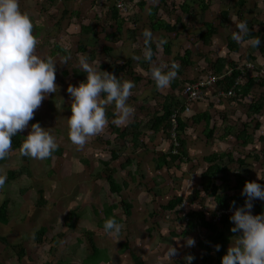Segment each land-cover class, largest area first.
Returning a JSON list of instances; mask_svg holds the SVG:
<instances>
[{"label":"rangeland","instance_id":"obj_1","mask_svg":"<svg viewBox=\"0 0 264 264\" xmlns=\"http://www.w3.org/2000/svg\"><path fill=\"white\" fill-rule=\"evenodd\" d=\"M49 1L20 0V7L29 13L34 22L33 31L38 37V54L52 55L58 61L56 92L50 93L43 100L41 106L35 110L33 119L38 118L42 127L49 128L48 130L56 137L61 152L60 154L54 152L44 159L31 157L30 163L25 164L18 151L10 150L7 162L0 165V175L6 176L4 185L0 187V206L5 200L9 202L10 220L7 225L0 223V237L7 239V243L0 241V264H86L93 254L91 239L100 250L98 264H185L183 257L188 248L186 239L177 237L182 232V222L177 219L179 216L163 208L178 194L184 196V202L179 207L183 216L192 210L212 208V199L205 201L204 207L201 206L200 197L195 198L197 200L193 206H188L185 202L187 197H195V190L200 189L199 177L205 169L201 164L192 166L193 163H197L196 161L209 155L213 150L209 148L211 146H207L208 130L203 132L204 126L200 124L199 127L185 133L191 162L188 160L182 171L174 166H166L162 170L155 167L156 157L169 151L170 143L163 131L152 132V115L164 99V95L171 90V84L177 75L165 88H158L154 80L153 84L142 89L135 86L132 89L128 102L135 107V112L129 120L119 124V127L124 128L133 120L140 122L143 135L140 139V148L136 151L132 148L129 138L127 141L112 138L110 125L115 124L112 117L103 131L91 136L82 149L74 145L68 136L72 98L67 88L69 84L78 85L80 81L86 79V75L82 77L75 75V69L83 71L79 64L81 55L87 56L90 63L94 62L93 67L98 71H102V64L129 65L130 68L128 67L127 72L124 71L121 76L123 80H132L133 75L152 77L151 73L142 69V64L150 70L157 65L171 66L170 61L174 56L183 55L186 49H190L192 65L178 64L179 69H183L184 72L177 78L181 87L187 81L207 80L212 75V65L218 58H224L228 63H238L239 67H249L253 75L260 76L264 72V50L261 51V47L264 46V12H261L264 3L262 1L256 3L259 9L254 8V3L250 2L241 7L231 1L210 0V9L203 15L199 0H172L175 4H170L171 7L168 9L160 0H146V6L141 9L137 6V2L141 0H135L127 5L126 11L121 12L128 21L123 23L117 40L110 37L116 34V23L109 16L114 4L112 0H55L52 3ZM183 2L195 8L193 18L186 14L182 15L186 28H182V21L178 22L177 19L181 14L178 8ZM149 6L159 8L156 19L152 21L149 18L150 13L147 12ZM222 9H228L234 18L230 21L229 28L222 30L214 43L212 41L207 46L199 40V34L206 31L202 27L203 21L209 20L217 24ZM239 11H242V21H246L248 26L251 25L254 33L258 34L255 37L261 38V44L254 47L251 39L245 42L239 40L240 51L231 53L227 48L226 36L235 30L239 31L237 28L241 22L238 19ZM73 12L77 15H72ZM157 19L164 22L167 20L171 25L177 26V29L175 31L155 29ZM82 25H90L91 29L82 32L80 29ZM145 30L151 32L150 39L145 38ZM250 32L251 29L248 34ZM161 41L165 42L161 45ZM150 44H155L161 53L163 46L169 44L172 56L162 54L163 58L160 61H148L145 51L150 49ZM81 46L88 48L82 51ZM106 46L113 48L108 55L104 53ZM59 48L63 49L65 54L58 52ZM56 49L58 53L53 54L52 51ZM66 55L70 57L67 64L62 63V58ZM251 56L256 58V61H248L250 59L248 57ZM215 88L218 90L216 96L212 93ZM261 90L259 87L257 95ZM162 92L164 94H160ZM203 93L202 100L191 102V111L184 112L189 125H194L191 116L207 107L203 103L212 102L213 125L217 127L214 135L216 137L221 135L226 124H230L229 127L233 126L232 132L237 133V127L247 119V105L250 100L233 102L225 100L228 97L219 83L207 87ZM105 107L106 115L108 112L116 114L114 103ZM254 117L256 118V115ZM257 118L262 124L257 135H264V110ZM32 120L29 121L27 128L18 130L22 135L27 136L31 131ZM133 129L131 128L130 132ZM236 142L232 136L227 141L215 144H218L219 152L221 150L236 152ZM260 146L264 149V144L261 143ZM114 151L120 155L116 161L112 157ZM243 153L248 152L245 150ZM129 155L132 157V163L121 169L120 165ZM262 159V162H257L252 169L249 167L246 169L251 170L255 180L264 184L262 181L264 157ZM104 162H110L111 167L117 170L114 177L123 189L119 194L110 190L105 177ZM224 162L234 170L233 163H229L226 158ZM23 165L29 167L32 176H22L9 181L6 172L19 169ZM41 196L45 201L44 205L38 202ZM260 201V199L254 201V208ZM125 204L131 205L132 208L127 210ZM108 208L111 215L119 219L121 225L119 233L109 234L104 230L103 223L109 218L105 213ZM220 214L221 211L216 213L215 221L221 220ZM42 228L45 234L41 238L42 242H38L35 234ZM170 244L179 248L174 259H169L165 255ZM20 249L25 251L21 258ZM134 256L138 257V262H135Z\"/></svg>","mask_w":264,"mask_h":264},{"label":"trees","instance_id":"obj_2","mask_svg":"<svg viewBox=\"0 0 264 264\" xmlns=\"http://www.w3.org/2000/svg\"><path fill=\"white\" fill-rule=\"evenodd\" d=\"M54 2L55 0H50ZM200 4L204 6L203 11L207 9V6L209 4V1L205 0H199ZM130 2L132 0H126L127 5H130ZM160 3L164 5L167 9L170 8L171 5L175 4L172 0H160ZM171 4V5H170ZM240 5L243 4V2L239 3ZM139 6L144 7L145 2L141 0L139 2ZM192 7L190 5L186 4L184 2V5H182L181 10L183 13H188L189 16L192 17L191 13ZM154 11V9L151 11L152 13H157ZM228 11H225L223 13V23L227 22V13ZM109 16L111 20L115 21L116 23V34L110 35L111 38H116L118 40V36L120 34V31L123 27V23L128 21V18H125L121 15V12L112 5V8L110 9ZM226 17V18H225ZM238 19L239 21H242L243 16H241L240 13H238ZM167 24L163 21L157 22L156 28H159L160 30H171L175 31V26H172V29H166L165 27ZM204 28L206 31L199 34V40L203 42L205 45H210L212 42V38L214 35H217L219 32V27L213 23L206 22L204 24ZM249 29H251V32L248 34H243L241 36V41H247L251 39L252 37L258 36V34H255L252 30L253 27L251 25L248 26ZM81 31H88L90 28V25H82L80 27ZM234 32H238V30H235ZM233 32V33H234ZM233 33L229 34L226 38L227 40V46L229 52L237 53L240 50V41L233 38ZM151 50V58L148 59V61L157 60L160 61L163 58L164 54H171V50L169 45L165 44L163 55L162 53L158 51V48L155 46V44L149 45ZM87 46L80 47L82 51L87 49ZM187 51L183 55H179L174 57L170 61V65L175 62L177 64H181L182 66H190L192 65V59L190 57L191 51L190 49H186ZM264 50V46L261 47V51ZM104 53L109 54L113 51L112 47H104ZM53 54H56L58 52L65 54L63 49H57L52 51ZM251 59H254L253 57H248ZM250 60V59H249ZM225 61L224 58H218L216 63H213V71H211L212 74H221L223 69L225 68ZM110 65V64H102L101 70H108L110 72H114L121 80L122 79V73L125 71L127 72L129 65ZM230 66H234V63L229 64ZM142 69L147 70L149 73H151V70L148 69V67L144 64L141 65ZM183 69H177V77L176 80H174L171 84V90L168 92V94L164 95V99L161 103L157 106V110L154 111L152 115V132L158 133L159 131H163L166 135L167 141L170 143V149L169 151L159 154L158 157L155 159V167L158 170H162L166 166H174L176 169H180L182 171L184 169V166L187 164V161L189 160L188 150H187V142L184 138L185 133H187L189 130L194 129V127H199V125H203V132L205 130H208V134L206 135V139L209 142L207 146H211L213 150L212 153H210L207 156H204L202 159H199V161H196L197 163H193L192 166H196L201 164L202 166H205V169L201 172L199 179L200 182V189H196L194 196L187 197L186 205L193 206L196 202L195 198L200 197V203L201 206L204 207V202L208 201L209 199L213 200L212 208L208 210V208L202 209V210H192L187 213L186 216H183V213L180 210V206L184 202V196L183 195H175V197L171 198L167 205L164 206V210H167L177 216H179L177 219L182 222V232L177 236L184 239L189 238L191 235H194L191 238H194L196 243L194 246H188L185 255L187 254H193L195 256V260L192 262V264H222V257L226 254L227 249L231 243L232 237L235 235L231 228L233 226V222L230 220V216L232 214L230 213H223L221 216V220L215 221L214 216L217 212H226L233 209L232 204L233 201L236 202V207H239L245 203L246 197L242 194V189L245 185L246 181H252L255 180L253 175L251 174L250 169H246L247 167L253 168V165H256L257 162H262V157H264V149L260 146L264 144V135L258 134V131H260L262 124L257 116L262 114L264 110V78L260 77L258 75H252V72L249 73L246 76V79L243 81L242 85L237 88V93L241 94L242 97L240 99L237 98H225V100H229L231 102L233 101H248V112H247V119L244 121L241 125L237 127V133H233L232 130L234 127H229L226 124V127L223 128V133L216 137L214 135L217 127L216 125H213V117L211 109L214 106V103H204L207 105V107L200 112L195 113L191 116V122L194 125H189L187 119L184 117L185 107L184 104L186 102V98L183 95V90L185 89L187 83L192 81H187L183 87L179 85L177 82V78L179 75L183 74ZM75 75L77 77L85 76L86 73L84 71H81L80 69H75ZM152 75V74H151ZM238 78V73L234 72L232 75L227 76L224 80H221L219 82L220 87L225 92L229 91L231 89V85L234 83L235 79ZM199 79H196L194 81H197ZM135 87L138 89H142L143 87L148 86L149 84L154 83V79L152 77H142L141 75H133V79ZM261 88V92L257 95L258 88ZM212 93H214V96L218 94V90L215 88ZM160 94H164L163 92ZM258 96V97H257ZM196 103V102H195ZM201 104V103H200ZM192 107V106H191ZM180 108V111L175 115L176 119V136L177 139L172 135L173 131V115L176 113L175 111ZM256 115V118L254 117ZM108 120L112 117L114 118L116 114L114 112H108L107 114ZM248 117H251L249 119ZM255 118V119H254ZM40 120L38 118H35L31 121V124L35 123ZM110 128L112 129V138H121L124 141H127V138H129L132 142L134 151L138 150L141 145V137L143 135V130L140 127V122L133 120L132 122H129V124H126L124 128L119 127V125L112 124L110 125ZM134 128L131 132L130 129ZM232 136L235 137L237 140V148L234 151H218V144L215 143H221L222 141H227ZM24 135L17 132V135L13 137L12 141V149L11 151H18L20 153L21 159L25 164L30 163L31 156L23 155L20 151V146L22 144V141L24 140ZM131 137V138H130ZM109 142H107L108 144ZM215 144V145H214ZM215 147V148H212ZM247 150V154H244L243 152ZM60 154L61 149H58V151H54ZM236 153V154H235ZM10 155H7L5 158L0 159V165L7 162ZM113 160H118L120 158V155H118V152H112ZM227 159L229 163H233L234 170L230 168L228 164L224 162V159ZM191 161L189 160V163ZM132 163V157L130 155L126 158V160L120 165V168H126L129 166V164ZM105 165V177L107 182L110 185L111 192L115 194H119L123 189L122 187L117 183L116 178L114 177L116 173V168L111 167L110 162H104ZM242 168H245L244 170H241ZM7 179L9 181H14L22 176L31 177V171L28 166L23 165L19 169L10 170L7 171ZM129 173V172H128ZM178 173V172H177ZM130 174V173H129ZM179 177L182 179V176L179 175ZM263 177H260L262 179ZM184 181V179H182ZM257 181V180H256ZM264 181V178L263 180ZM260 182V181H258ZM125 184V183H124ZM42 194L43 192L40 191ZM194 197V198H192ZM199 199V198H198ZM38 202L41 205H44V199L41 196L38 199ZM125 208L127 210H130L132 207L129 204H125ZM210 210H212L210 212ZM254 214H258L261 212H264V200H261L255 208L252 209ZM9 202L5 200L3 204L0 206V223L2 224H8L9 218ZM106 216L107 217H113L111 215V210L108 208L106 210ZM128 213H130L128 211ZM73 215V214H72ZM187 217V218H186ZM119 223V219H116ZM104 224V223H103ZM45 234V230L42 228L39 231L36 232L35 237L37 238L38 242H42L41 238ZM0 241L6 242V238L0 237ZM220 244L221 248L219 250L216 249V245ZM90 246L92 247L93 254L90 257L89 260L86 261V264L92 263V264H98V259L100 256V250L95 247V244L93 243L92 239L90 240ZM20 258L25 254L24 249L19 250ZM138 257L134 256L135 262H138ZM143 264V263H141Z\"/></svg>","mask_w":264,"mask_h":264},{"label":"clouds","instance_id":"obj_3","mask_svg":"<svg viewBox=\"0 0 264 264\" xmlns=\"http://www.w3.org/2000/svg\"><path fill=\"white\" fill-rule=\"evenodd\" d=\"M237 28L239 31L233 33L236 40L249 32L246 21H241ZM33 29L34 22L29 13L21 9L20 0H0V159L9 154L18 130L28 127L29 121L35 116V110L58 87V61L52 55L38 54V37ZM151 35L149 30H145L146 39H150ZM251 43L258 47L261 38L252 37ZM145 55L150 59L151 50H146ZM69 59V56H64L62 63L67 64ZM93 63L89 62L87 56L81 55L79 64L86 73V79L78 85L69 84L67 88L72 98L68 136L79 149L108 124L105 105L115 104L116 116L113 122L117 125L129 120L135 112V107L128 102L135 86L134 81L121 80L108 70L98 71ZM178 68L175 62L171 66L151 67L157 87H167L176 77ZM190 83L195 81L187 84ZM187 105L190 112L191 104L186 103L185 111ZM48 129L42 127L39 121L31 124V131L20 146L21 153L38 159L53 155L59 144ZM5 181L6 176L0 175V187ZM242 194L246 197L245 203L239 207H236L235 201L232 204L234 211L230 216L233 222L231 231L235 235L222 257V264H264V212L254 214L252 211L256 199L264 200V184L256 180L246 181ZM104 230L109 234L119 233L121 225L116 217H109L104 221ZM195 243L194 238L186 239L187 246H194ZM220 248L221 245L217 244L216 249ZM178 252L179 248L170 244L165 255L174 259ZM183 260L185 264H192L195 256L189 253Z\"/></svg>","mask_w":264,"mask_h":264},{"label":"crops","instance_id":"obj_4","mask_svg":"<svg viewBox=\"0 0 264 264\" xmlns=\"http://www.w3.org/2000/svg\"><path fill=\"white\" fill-rule=\"evenodd\" d=\"M159 1V0H158ZM205 1H207V0H205ZM209 1V4H208V6H207V9L205 10V11H203V8H204V6L203 5H201V4H199L200 5V8H201V13H203V15H205L208 11H209V9H210V6H211V4H210V0H208ZM221 1H231V2H233V3H238V5L239 6H241V7H243L247 2H250V3H254V8H259L260 9V7H259V5L258 4H256L257 2H263L264 3V0H237L236 2L234 1V0H221ZM50 3H51V1H49ZM132 2H135V0H132ZM144 2H145V6H146V0H144ZM240 2H243V4L242 5H240L239 3ZM211 3H212V1H211ZM50 5H52V4H50ZM159 5V4H158ZM182 5H184V2L183 3H181V5L179 6V11H180V15H178V17H177V19H178V22H180V20L182 21V24H181V26H182V28H186V25H185V23H184V21L182 20V15L183 14H186L187 16H188V14L187 13H183V11L181 10V7H182ZM137 6H139V3L137 2ZM144 6V7H145ZM140 8H141V6H139ZM138 7V8H139ZM144 7H142L141 9H143ZM171 7V6H170ZM174 7H175V5H174ZM190 7H192V6H190ZM193 9H191L192 11H191V13H192V17L191 16H188L189 18H193L194 17V14H195V8L194 7H192ZM154 9V11H156V9L157 10H159V8L158 7H156V6H149L148 8H147V12L148 13H150V15H149V18L151 19V21L152 20H155L156 19V16H157V13L155 14V13H152L151 11ZM242 10V9H241ZM225 11H228V9H222L221 11H220V15H219V19H217V24H215V25H217L218 27H219V29H221V30H219V32H218V34L217 35H214L213 36V38H212V41H213V43H214V40L217 38V36H219L220 35V33H221V31L222 30H224V29H228L229 27V24H230V21H232L233 20V18H234V16H232L231 15V13H229V11L227 12V13H229L226 17H227V22L226 23H223V25H222V20H223V13L225 12ZM158 12V11H157ZM261 12H264V5H263V7H262V10H261ZM238 13H240L241 14V16H242V11H239ZM74 14H76L77 15V13H75V12H73L72 13V15H74ZM225 17V18H226ZM160 21H162L161 19H157V21H156V23L154 24V28L155 29H159V28H156L155 26H156V24H157V22H160ZM164 22V21H163ZM206 22H210V23H212L211 21H209V20H204L203 21V24H202V27H204V24L206 23ZM165 23L167 24V26L165 27L166 29H172V26H174V25H171V23L170 22H167V20H165ZM175 29H177V26L175 27ZM226 38H227V36H226ZM245 42V41H244ZM226 43H227V40H226ZM167 45H169V44H167ZM241 45V44H240ZM169 47H170V45H169ZM227 48H228V46H227ZM240 49H241V46H240ZM164 47H163V52H164ZM170 50H171V48H170ZM240 51V50H239ZM163 52H162V54H163ZM232 53V52H231ZM236 53V52H235ZM238 53V52H237ZM161 54V55H162ZM171 54H172V50H171ZM167 55V54H164V55H167V56H172V55ZM175 57V56H174ZM173 57V58H174ZM252 57V56H251ZM172 58V59H173ZM254 58V57H253ZM171 59V60H172ZM250 60H252V61H256V58H254V59H251L250 58ZM250 60H248V61H250ZM225 68L223 69V71H222V73L221 74H216V75H225L229 70L230 71H232L231 72V74L230 75H232L234 72H237L238 73V78H236L235 79V81H234V83L231 85V89L233 88L234 89V91L237 93V88H239L241 85H242V83H243V81L246 79V76L249 74V73H251V71L247 68V67H239V65H238V63H234V66H230L229 64H231V63H228L227 61H225ZM229 74H226L225 76H224V78H223V80L227 77V76H230ZM253 75V74H252ZM237 83H241L240 85L239 84H237ZM242 97V95L241 94H238L237 93V96L236 97H228V98H237V99H240ZM204 104V103H203ZM200 105V104H199ZM4 225H7V224H4Z\"/></svg>","mask_w":264,"mask_h":264},{"label":"built area","instance_id":"obj_5","mask_svg":"<svg viewBox=\"0 0 264 264\" xmlns=\"http://www.w3.org/2000/svg\"><path fill=\"white\" fill-rule=\"evenodd\" d=\"M114 2V6L120 11V12H124L126 11V7H127V3L126 0H112ZM250 66V65H248ZM252 67V66H250ZM249 70L250 68L247 67ZM251 71V70H250ZM232 71H228L226 74H231ZM225 74V75H226ZM225 75H216V74H212L210 75V77H208L207 80L202 81V82H195V83H190L187 84L185 89L183 90V95L186 98V104H190L191 102H198L200 100H202V97L204 95V90L211 86V85H215L217 83H219L221 80H223ZM261 77L264 78V72H262V74L260 75ZM237 84H241V83H237ZM224 94L227 97H236L237 93L234 91V89H230L227 92H224ZM186 111H189V105L186 106ZM176 113L173 115V131H172V135L175 137L176 139V119H175V115L179 112V110L175 111ZM234 209H231L230 211H226V212H221V216L223 215V213H230L233 214Z\"/></svg>","mask_w":264,"mask_h":264}]
</instances>
